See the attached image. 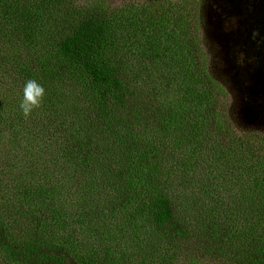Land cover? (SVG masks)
Masks as SVG:
<instances>
[{"label": "trees", "instance_id": "trees-1", "mask_svg": "<svg viewBox=\"0 0 264 264\" xmlns=\"http://www.w3.org/2000/svg\"><path fill=\"white\" fill-rule=\"evenodd\" d=\"M113 2L0 0V264H264V130L209 70L203 1Z\"/></svg>", "mask_w": 264, "mask_h": 264}, {"label": "rangeland", "instance_id": "rangeland-1", "mask_svg": "<svg viewBox=\"0 0 264 264\" xmlns=\"http://www.w3.org/2000/svg\"><path fill=\"white\" fill-rule=\"evenodd\" d=\"M112 1V5L123 3V0ZM202 1L200 6L205 16V25L200 31V40L212 60L209 70L219 80L227 83L232 93L227 102L234 107L237 125L243 129L262 131L264 0ZM179 2L180 0H173L172 4L177 5ZM97 244L84 243L80 250L81 259H85L88 254L92 256L94 249L101 245ZM183 253L182 256L187 254L186 251ZM206 262L209 263L207 260Z\"/></svg>", "mask_w": 264, "mask_h": 264}, {"label": "clouds", "instance_id": "clouds-1", "mask_svg": "<svg viewBox=\"0 0 264 264\" xmlns=\"http://www.w3.org/2000/svg\"><path fill=\"white\" fill-rule=\"evenodd\" d=\"M45 94V87L37 80L29 79L25 82L19 108L26 118L42 105Z\"/></svg>", "mask_w": 264, "mask_h": 264}]
</instances>
